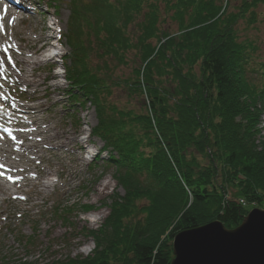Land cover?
I'll return each instance as SVG.
<instances>
[{
	"label": "trees",
	"instance_id": "obj_1",
	"mask_svg": "<svg viewBox=\"0 0 264 264\" xmlns=\"http://www.w3.org/2000/svg\"><path fill=\"white\" fill-rule=\"evenodd\" d=\"M122 2L73 4L70 24L77 29L69 41L76 56L65 65V80L72 106L96 108L99 122L91 134L111 151L104 164L124 193L111 197L103 224L87 233L95 244L91 256L55 264H110L109 254L124 263L133 254L134 264H170L169 243L177 233L214 221L234 229L247 215L240 199L264 200V136L256 145L264 60L251 64L257 47L237 42L236 29L264 0H244L239 14L223 16L212 0L167 2L179 26L176 49L169 47L172 38L157 34V7L144 17L142 12L140 34L130 47L140 51L141 65L131 81L117 85L137 101L138 112L112 105L105 66L83 60L94 40L97 55L123 63L129 45L124 30L143 11V0ZM153 39L165 42L152 46Z\"/></svg>",
	"mask_w": 264,
	"mask_h": 264
},
{
	"label": "rangeland",
	"instance_id": "obj_2",
	"mask_svg": "<svg viewBox=\"0 0 264 264\" xmlns=\"http://www.w3.org/2000/svg\"><path fill=\"white\" fill-rule=\"evenodd\" d=\"M31 1L28 10L32 14L35 12L33 20L27 16H22L21 22L14 28V31L6 24L5 40L0 46V52H4L2 49L9 45L15 47L23 43V41L18 42L16 39L22 37L35 38L36 34H43L40 23L42 19H45L46 25H51L52 20L58 19L57 29H59L60 35L58 41L61 46L59 52H61L62 57H65L64 60L67 61L66 65H68L69 60L74 55L69 39L73 37L77 29L70 24V11L73 4H77L79 1L80 7L87 8L89 0H75V2L74 0ZM128 1L132 2V0ZM212 1L215 7H220V14L228 15L239 14V9L244 2V0ZM167 2L173 4V0H143L140 6L143 11L124 30V36L129 45L123 51L125 53L123 63L116 61L113 57L97 55L94 51L96 49L95 41L92 40V49L88 51V54L86 53L83 60H86L87 64L91 66L101 68L105 66L102 70V76L108 75L111 80L108 83L111 89L108 101L112 105L134 109L135 112L139 111L137 101L128 95L122 85H117L131 81L133 69L141 65L140 51L136 48L130 49V47L131 44H135L140 34L139 22L143 20L140 17L142 12H144V17L145 13H149L147 9L151 6L157 7L159 11L158 19L155 22L157 34L159 32L160 34L165 33L172 38V44L169 47L177 48L180 36L179 26L173 18L172 9L167 7ZM46 4L51 5V7H46ZM16 6L19 8L21 5L16 4ZM20 9L16 10L19 11ZM251 15L257 17L255 16L256 21L254 23L249 24L248 19ZM149 21L152 20L149 19ZM81 27L84 28L85 25L82 24ZM236 29L237 42L247 40L257 47L255 52L251 54V64H258L264 60V7L258 6V8L251 10L245 19H239L236 23ZM16 31L19 34L17 38L16 36L14 38L13 32ZM81 39L87 45L86 37ZM164 42L165 39L161 42L153 39L150 44L159 46ZM86 45L84 46L86 47ZM41 46L42 43L36 45L38 48ZM82 54V52H78V56H82ZM8 56L4 60V76L0 78V85H3L0 87V96L7 98L0 99V106H2L0 112L8 111L11 113L13 105L27 107L30 110L25 113L26 117L13 116L14 122L19 124V127L12 126V128L19 133L29 132L31 127L38 129L39 126L25 125V121L32 119L39 123L41 131L50 129L46 134L47 136L56 135L61 141L69 136L72 140L60 148L56 146L59 139L44 143L43 147L40 145V150H36L37 153L31 162L26 161L20 164L22 169L28 168V170L24 174L13 173L11 176L13 178L21 176L18 182L23 186V189L16 191L15 198L0 193V264H55L73 257L86 258L91 256L95 250V244L89 236H86L87 233L99 230L108 214L111 197L114 194L122 196L124 193L123 188L118 186L114 180L112 168L101 163L96 166L90 165L95 151L104 147L99 138L89 136L99 122L96 108L87 103L83 107L75 106L76 108L72 110L73 114H68L72 102L68 99L63 63L59 57L46 63L43 62L42 65H37L35 69L25 68L22 74L31 84L27 86L21 82L14 84V78L5 75V70H10L14 74L21 70V67L13 68L7 63ZM177 62L182 63L180 59ZM197 73L198 68L195 67V74ZM6 100L8 101L7 106L4 103ZM8 124L11 125V123ZM259 128L264 130V114L260 117ZM41 135H36L38 140ZM263 136L261 134L256 138V145L260 144ZM18 144L22 145L26 142L19 140ZM110 154L111 151L106 149V152L100 156V161L106 160ZM26 158L28 159L29 155ZM28 178H33L32 182L27 183L25 179ZM43 183H49L51 186L45 189L40 186ZM20 197H24V199H20ZM239 204L247 213L252 209L264 210V200L251 204L240 199ZM59 210L64 217L62 219L57 214ZM162 239L161 236L160 240ZM169 245L172 246V240ZM107 258L110 264H134L133 254H128L125 260L127 263H124V260L115 259L113 254H109Z\"/></svg>",
	"mask_w": 264,
	"mask_h": 264
},
{
	"label": "bare ground",
	"instance_id": "obj_3",
	"mask_svg": "<svg viewBox=\"0 0 264 264\" xmlns=\"http://www.w3.org/2000/svg\"><path fill=\"white\" fill-rule=\"evenodd\" d=\"M14 4L21 5L19 8H21L19 11L16 9H13L11 6H4L2 3H0V23L3 24L4 30L0 31V46L2 45V42L5 40L4 38V32L6 24L8 27L14 31V28L20 23L22 16H27L30 20H33L35 12L30 13L31 11L28 10L29 5H31V0H13ZM14 6V5H13ZM26 6L27 8H23ZM16 7V6H15ZM23 13V14H22ZM15 18V22L12 24H9V21L12 20V18ZM41 23V30L43 31V34H36L35 38L28 37V38H19L16 39L18 42H22L18 44L17 46H11L9 45L7 47L8 52L7 54L5 52H0V60H6L5 57L10 55L12 61L15 64V67H21V70L17 72V74H14L10 70H5L6 76H12L14 78V84L17 83H24L25 85L29 86L30 83L27 82V80L24 77V74H22V71L25 68H32L35 69L37 65H42L43 62H49L54 60V57H48L46 58L44 53L48 52L49 50L47 48H50L53 46V40H54V32L55 27L52 25H58L59 21L56 19L55 21L52 20L50 22L51 25H46L45 19H42L40 21ZM54 23V24H53ZM34 32V30H32ZM19 33L13 32V37L17 38V35ZM11 42V41H10ZM37 43H42L41 47H36ZM23 68V69H22ZM7 106L8 101L6 100L4 102ZM29 108L23 107V106H15L11 108V113L8 111H2L0 112V119L2 121L8 120L9 115L12 116V114L16 117H26L25 113L29 112ZM24 113V114H23ZM17 114V115H16ZM13 118L9 121L12 126L19 127V124L14 122ZM25 125L28 126H39L38 129L31 127V130L28 132H20L17 130H14L11 128L10 135L12 136L10 139L7 136H3L2 139H0V161L5 163V169L3 172H5V176H11L13 173L16 174H24L28 168L22 169L20 167L21 162L29 161L31 162L32 159L35 157V154L37 153V149L40 150V145L43 147L44 143H50L57 139H59L56 143V146L58 148L65 146L66 143H70L72 138L69 136H66L64 140L61 141V139L53 135L52 137L47 136L46 134L50 131V129H44V131H41L39 123L35 122L34 120L30 119L29 121H25ZM20 130V129H19ZM42 134L41 138L38 140L36 135ZM15 137V140L13 139ZM22 140L23 142H26V144L19 145L18 141ZM29 155V158L27 159L26 156ZM36 168V166H35ZM17 176V175H15ZM21 177V176H18ZM33 178L25 179L27 183L32 182ZM40 185V184H39ZM40 186L47 189L49 186H51L49 183H43ZM14 189V190H13ZM23 186L18 182V180L13 183L9 180L0 177V193L7 194L10 196V198L16 197V191L22 190ZM1 202V200H0ZM93 223V222H92Z\"/></svg>",
	"mask_w": 264,
	"mask_h": 264
},
{
	"label": "water",
	"instance_id": "obj_4",
	"mask_svg": "<svg viewBox=\"0 0 264 264\" xmlns=\"http://www.w3.org/2000/svg\"><path fill=\"white\" fill-rule=\"evenodd\" d=\"M171 248L170 264H264V210H251L234 229L214 221L181 231Z\"/></svg>",
	"mask_w": 264,
	"mask_h": 264
},
{
	"label": "snow or ice",
	"instance_id": "obj_5",
	"mask_svg": "<svg viewBox=\"0 0 264 264\" xmlns=\"http://www.w3.org/2000/svg\"><path fill=\"white\" fill-rule=\"evenodd\" d=\"M14 22H15V18L13 17L12 20L9 21V24H12ZM3 30H4V26L2 23H0V31H3ZM2 50L7 54L8 52L7 48H3ZM4 63H5L4 60H0V78H3L4 76ZM7 63L12 65L13 68H15V64L12 61L10 56L7 57ZM0 87H3V85H0ZM6 98L7 97L0 96V99H6ZM13 107H15V105H13ZM0 108H2V106H0ZM5 131H7V129H5ZM0 139H2V137H0ZM13 139L15 140V137H13ZM5 167L6 166L4 164L0 163V169H5ZM0 177L5 178L13 183H15L17 180L20 179V177L13 178L11 176H5L3 171H0ZM20 199H24V197H20Z\"/></svg>",
	"mask_w": 264,
	"mask_h": 264
}]
</instances>
